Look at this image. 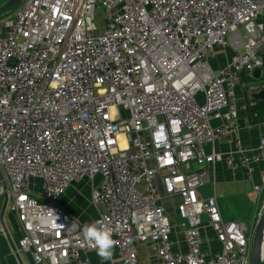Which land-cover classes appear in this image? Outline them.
Listing matches in <instances>:
<instances>
[{
  "label": "built area",
  "instance_id": "2783aa9c",
  "mask_svg": "<svg viewBox=\"0 0 264 264\" xmlns=\"http://www.w3.org/2000/svg\"><path fill=\"white\" fill-rule=\"evenodd\" d=\"M261 16L264 0H23L0 35V172L21 229L17 249L33 264H90L86 224L58 199L99 177L90 223L112 229L114 264H141L138 242L160 264H251L245 227L222 217L214 183L202 187L226 141L238 158L226 156V166L251 180L261 163L252 189L264 187V135L242 144L235 97L239 84L261 86L242 80L264 64ZM227 46L233 55L214 69ZM253 118L264 128V113ZM161 189L179 197L184 251L172 249ZM202 214L215 252L202 249Z\"/></svg>",
  "mask_w": 264,
  "mask_h": 264
},
{
  "label": "crops",
  "instance_id": "0c3cea01",
  "mask_svg": "<svg viewBox=\"0 0 264 264\" xmlns=\"http://www.w3.org/2000/svg\"><path fill=\"white\" fill-rule=\"evenodd\" d=\"M7 1L8 0H0V6ZM22 2L23 1L8 6L6 9L0 12V35L5 33V22L12 17L13 13L17 10V8L20 7ZM258 20L263 24L264 27V16H261ZM220 54L223 55L218 56ZM232 55L233 48L231 46H227L223 50H218L216 57L211 61V66L214 69H217L218 67L226 64ZM261 69L263 70L264 76V66ZM242 80L245 83H250L252 79L246 75H243ZM260 85L261 86H259L254 92L246 90L241 84L237 85L235 90V97L239 106L238 136L242 144L247 147H255L258 144L259 138L264 135V128L258 124L257 119L253 118L254 111L259 113H261V111L264 112V97H253V94H256L260 90H264V82ZM253 100L256 102V104L255 106L251 107L249 104L250 101ZM209 148L210 147L207 146V149ZM215 149L222 153V159L212 165L207 166L208 173L210 174H208L210 181H212L214 184L228 187L231 190H239L245 187L241 184V182L245 180L249 183V187L253 191V185L259 182L260 171L262 167L261 163L255 164V171L253 173L252 179L249 180L244 170L238 169L233 171L226 166L223 160L226 156H231L234 161L238 162V158L233 152L234 144L232 141L218 142L215 145ZM99 182L100 178L96 177L92 183L87 181L88 184H86L85 181V186H81L79 182L70 184L64 193L59 197L58 204L79 223H90L97 215L96 208L90 202V192L93 186L97 187L99 185ZM83 194H88V201L86 197H83ZM216 198L219 197L216 196ZM231 200L238 201L236 195ZM178 201V196H165L162 192V189L160 190L159 202L165 207L166 214L172 223V228L170 230V237L173 241L172 249L174 251H184L186 249V245L184 243V232L179 226V219L176 216V203ZM223 208H225L224 205ZM199 230L202 237V249L204 251L211 253L220 249V244L216 240L215 234L208 225L206 219L202 220ZM20 236L21 229L15 212L11 210V203L4 196L0 195V264H33L29 253L17 249L16 243ZM135 247L137 250L138 259L140 260L141 264H160L157 256L150 250L147 243L138 242L135 244ZM85 257L90 264H114L117 254L116 250L113 248V255L110 260H102L96 254V250L87 251L85 253Z\"/></svg>",
  "mask_w": 264,
  "mask_h": 264
},
{
  "label": "rangeland",
  "instance_id": "374dc122",
  "mask_svg": "<svg viewBox=\"0 0 264 264\" xmlns=\"http://www.w3.org/2000/svg\"><path fill=\"white\" fill-rule=\"evenodd\" d=\"M95 19L97 22L96 24L100 26L102 24V19H103L102 7L100 5V2H98L95 6ZM221 55L223 54H220L218 56ZM263 82H264V77L261 80L256 81L257 84H262ZM200 95L201 94L199 93L198 99H200ZM194 168H196V165L194 166ZM209 175H208V179L210 180ZM85 181L86 184H88L87 183L88 180L85 179H81L78 182L81 186H85L86 185ZM241 184L242 186L245 187L239 190H231L228 187L220 186L219 184H214V191L216 193V196L219 197L216 199H217V203H219L218 206L220 205L219 209L221 208L220 211L222 212L221 213L222 217L225 220H233L240 223L243 227L246 228L247 235L251 239L258 218V213L261 211L262 206L264 204V189L261 191L259 195H257L255 192L251 190V188L249 187V183L247 181L244 180L241 182ZM212 186L213 184L211 181L209 183H205L204 186L202 187L203 192L209 193L212 190ZM87 195L88 194H83V197H86L88 201ZM235 195L238 201L231 200L234 198ZM223 205L225 206V208H223ZM201 219L202 220L206 219L204 214L201 215ZM262 264H264V260Z\"/></svg>",
  "mask_w": 264,
  "mask_h": 264
},
{
  "label": "water",
  "instance_id": "95a60500",
  "mask_svg": "<svg viewBox=\"0 0 264 264\" xmlns=\"http://www.w3.org/2000/svg\"><path fill=\"white\" fill-rule=\"evenodd\" d=\"M23 0H8L6 3L0 6V12L6 9L8 6H11L17 2H21ZM250 76L252 80H261L263 76V70L261 68H254ZM264 90L258 91L256 94H253L254 98L264 97ZM0 183H1V191L0 195L6 198V186L3 180V177L0 172ZM264 227V204L262 206L261 211L258 213V218L254 227L253 235L251 238V246H250V262L251 264H262L263 263V255H262V231Z\"/></svg>",
  "mask_w": 264,
  "mask_h": 264
},
{
  "label": "clouds",
  "instance_id": "9594fccd",
  "mask_svg": "<svg viewBox=\"0 0 264 264\" xmlns=\"http://www.w3.org/2000/svg\"><path fill=\"white\" fill-rule=\"evenodd\" d=\"M82 233L84 238L95 247L96 254L102 260L111 259L115 245L111 228L103 225L98 227L95 223H89L83 226Z\"/></svg>",
  "mask_w": 264,
  "mask_h": 264
},
{
  "label": "bare ground",
  "instance_id": "6f19581e",
  "mask_svg": "<svg viewBox=\"0 0 264 264\" xmlns=\"http://www.w3.org/2000/svg\"><path fill=\"white\" fill-rule=\"evenodd\" d=\"M218 52V51H217ZM216 52V54H217ZM233 53H234V49H233ZM216 57V56H215ZM214 60V59H213ZM264 66V64H263ZM263 66L261 67H257V68H262ZM262 238H263V244H262V255H263V259H264V227H263V231H262Z\"/></svg>",
  "mask_w": 264,
  "mask_h": 264
},
{
  "label": "trees",
  "instance_id": "16d2710c",
  "mask_svg": "<svg viewBox=\"0 0 264 264\" xmlns=\"http://www.w3.org/2000/svg\"><path fill=\"white\" fill-rule=\"evenodd\" d=\"M249 78L252 79L251 77H249ZM261 113H264V112L261 111Z\"/></svg>",
  "mask_w": 264,
  "mask_h": 264
},
{
  "label": "flooded vegetation",
  "instance_id": "af4514ba",
  "mask_svg": "<svg viewBox=\"0 0 264 264\" xmlns=\"http://www.w3.org/2000/svg\"><path fill=\"white\" fill-rule=\"evenodd\" d=\"M264 260V259H263Z\"/></svg>",
  "mask_w": 264,
  "mask_h": 264
}]
</instances>
